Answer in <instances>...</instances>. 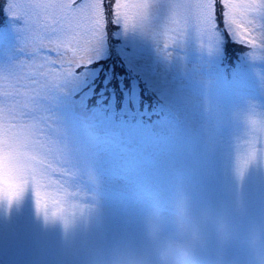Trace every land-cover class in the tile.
Instances as JSON below:
<instances>
[{
	"label": "rangeland",
	"instance_id": "1",
	"mask_svg": "<svg viewBox=\"0 0 264 264\" xmlns=\"http://www.w3.org/2000/svg\"><path fill=\"white\" fill-rule=\"evenodd\" d=\"M216 4L217 24L223 29V5L220 0ZM106 13L112 18L111 12ZM7 16L17 29L20 21ZM162 19L158 10L151 17L154 27L148 32L120 25L114 32L106 30L89 59L92 62L117 53L159 92L163 102L182 118V124L168 122L172 135L163 139L156 159L143 158L138 151L145 153L151 147L146 128L115 126L110 117L85 110V99L91 91L88 85L99 67L80 68L66 75L40 102L55 129L52 139L59 150L57 161L52 160L51 178L63 181L84 209L67 225L59 219L45 220L36 210L31 186L11 204L0 202V252L7 264H93L117 245L140 247L148 201L168 206L170 187L177 180L197 202L207 199L218 206L229 205L239 194L241 212L246 215L236 217L238 231L244 229L248 216L264 217V166L249 165L238 178L234 155L235 140L243 129L240 115L250 104L264 109V88L257 78V73L264 74V54L253 60L248 46L243 54L247 70L239 71L233 82H219L224 47L238 42L225 31L209 43L194 26L186 28L183 38L175 41L174 26ZM260 23L264 25V17ZM20 37L17 31L10 44L0 41V64L26 56L20 48ZM83 87L84 93L75 98ZM132 95L131 101L136 102L135 91ZM71 109L89 116L91 131L114 129L116 134L110 133L114 142L92 137L71 117ZM133 142L141 145L136 151L126 148ZM60 167L63 175L55 171ZM239 252L233 246L228 255L237 256Z\"/></svg>",
	"mask_w": 264,
	"mask_h": 264
},
{
	"label": "snow or ice",
	"instance_id": "2",
	"mask_svg": "<svg viewBox=\"0 0 264 264\" xmlns=\"http://www.w3.org/2000/svg\"><path fill=\"white\" fill-rule=\"evenodd\" d=\"M223 29L217 24L216 0H116L111 23L150 31L151 17L172 24L176 40L186 28L211 42L224 34L236 42L259 45L264 37V0H220ZM4 11L20 21V48L25 57L0 64V202L11 204L31 186L35 207L45 220L67 225L83 206L63 181H53L52 160L58 147L55 131L41 104L68 74L90 62V54L107 30L102 0H3ZM85 43L81 47V42ZM69 52L72 54L69 55ZM55 69V71H53ZM255 149L237 152L235 170L243 175L255 161ZM64 174V169H55Z\"/></svg>",
	"mask_w": 264,
	"mask_h": 264
},
{
	"label": "clouds",
	"instance_id": "3",
	"mask_svg": "<svg viewBox=\"0 0 264 264\" xmlns=\"http://www.w3.org/2000/svg\"><path fill=\"white\" fill-rule=\"evenodd\" d=\"M251 49L250 58L260 59L264 37ZM257 78L264 88V74L257 73ZM239 119L243 129L234 143L235 159L237 152L254 148L255 161L249 165L264 166V109L250 104ZM243 175L236 173L238 178ZM242 215L246 214L241 212L239 194L229 205L218 206L207 199L197 202L177 180L170 187L167 211L159 203L146 211L143 245H117L93 264H264V217L248 216L246 226L238 231L235 220ZM233 246L240 252L230 257Z\"/></svg>",
	"mask_w": 264,
	"mask_h": 264
}]
</instances>
